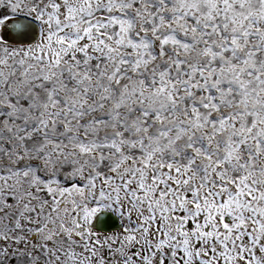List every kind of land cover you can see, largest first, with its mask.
<instances>
[{
    "label": "snow or ice",
    "instance_id": "1",
    "mask_svg": "<svg viewBox=\"0 0 264 264\" xmlns=\"http://www.w3.org/2000/svg\"><path fill=\"white\" fill-rule=\"evenodd\" d=\"M0 264H264V0H0Z\"/></svg>",
    "mask_w": 264,
    "mask_h": 264
}]
</instances>
